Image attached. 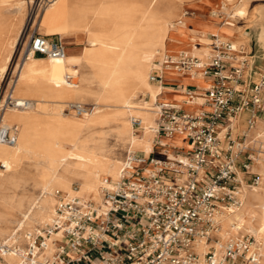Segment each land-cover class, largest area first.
<instances>
[{"label": "bare ground", "instance_id": "obj_1", "mask_svg": "<svg viewBox=\"0 0 264 264\" xmlns=\"http://www.w3.org/2000/svg\"><path fill=\"white\" fill-rule=\"evenodd\" d=\"M221 2L227 19L221 34L213 35L229 43L236 54L242 51L247 34L236 36L231 27L235 20L248 17V0ZM36 3L0 0V81L11 68L23 36L27 8ZM185 4V0H52L35 20L33 26L43 35H85L87 45L76 58L66 54L49 59L24 51L10 91L0 102L2 107L9 98L29 101L24 109H0V124L18 127L14 146L0 143V161L6 164V169H0V245L7 249L1 254L10 264L22 263L16 247L25 250L30 237L44 234L52 223L57 192L102 204L103 180L110 178L112 186L121 178L125 152L146 155L152 150L161 85L152 83L150 74L157 62L170 54L169 46H185L182 53L202 63L212 55V40L205 33L198 37L191 29L186 41L171 36L188 29ZM260 39L264 40V26ZM68 73L78 75L76 86L66 82ZM187 73L206 80L198 69ZM186 101L200 108L204 98ZM72 104L88 105L91 110L83 116L66 113ZM133 117L141 119L140 134L134 132ZM239 124L238 118L233 120L235 132ZM250 135L260 138L255 143L260 157L252 169L261 174V181L252 188L244 185L241 207L219 212L217 234L222 244L254 235L261 247L258 264H264V123L258 121ZM169 155L173 157L171 151ZM59 238L60 234L48 237L44 255L53 254V242ZM209 246L204 242L195 246L201 258Z\"/></svg>", "mask_w": 264, "mask_h": 264}, {"label": "built area", "instance_id": "obj_2", "mask_svg": "<svg viewBox=\"0 0 264 264\" xmlns=\"http://www.w3.org/2000/svg\"><path fill=\"white\" fill-rule=\"evenodd\" d=\"M52 0H43L42 6ZM39 7V5H37ZM39 9V8H38ZM37 10V8H36ZM212 55L202 63L198 57L181 53L177 59L166 55L150 74L152 83L162 84L164 73H186L198 69L209 79L204 90L183 89L188 100L204 98L200 110L192 112L177 103H157L155 147L150 156L129 150L123 163L122 176L112 186L105 178L102 204L57 192L55 216L43 233L31 236L21 253L20 264H258L261 247L252 234L242 239L220 243L219 212L235 211L242 205L244 185L255 187L261 175L252 166L260 153L255 148L259 137L250 135L258 121L264 123V80L253 83L249 92L241 87L244 61L236 63L229 43L211 35ZM67 45L59 36L31 34L29 53L49 59L66 56ZM66 82L78 84V75L68 73ZM29 101L9 98L7 106L24 109ZM67 109L83 116L88 105L72 104ZM249 117L244 122V115ZM238 118L239 132L233 120ZM135 134H140L141 119L132 118ZM241 132V133H240ZM184 136L183 146L162 145L161 137ZM18 127L0 124V143L14 146ZM187 150L183 152L184 147ZM261 149V148H260ZM173 153L170 157L169 152ZM0 169L6 164L0 161ZM77 188V186H76ZM54 240L51 256L43 252L48 237ZM210 244L201 258L195 246ZM7 248V247H5ZM4 249L0 245L1 254ZM3 264V263H2ZM18 264V263H16Z\"/></svg>", "mask_w": 264, "mask_h": 264}, {"label": "rangeland", "instance_id": "obj_3", "mask_svg": "<svg viewBox=\"0 0 264 264\" xmlns=\"http://www.w3.org/2000/svg\"><path fill=\"white\" fill-rule=\"evenodd\" d=\"M9 1L10 3H13V2L15 3V0H9ZM185 1H186V4L184 6V11L186 13L185 17L190 20L188 21V25L190 27H197V26L199 27L202 24L211 23V24H215L218 26L213 31L215 32L219 28V26H222L225 23L227 19V15L221 12V10H223V6L221 5L222 3L221 0H185ZM38 3H40V0H37L36 4H32V5L29 4L27 8L26 15H25V26H24L23 34H22L23 36L21 37V40L19 41L18 46L15 50L14 59L11 64V68L9 69L7 73L3 75L0 81V85H1L0 102L4 101V99L6 98V96L8 95L10 91L12 81L15 79L16 65L21 62V59L24 56L23 55L24 51L28 50V45L30 42L31 34L34 31H38L37 27H34L33 25H34L35 20L39 19L40 15H42L44 11V6L41 5L37 7ZM248 4H249L247 6L248 17L245 19L235 20L234 21L235 25L231 27L232 31L237 34L243 33V31L244 32L246 31L247 38L252 41V46H253L252 55L255 56L254 58L247 57V56H250L247 53H242V52H245V50L244 51L242 50L241 52L235 54L236 56H238L236 63L238 64V63H241V61H244V64H245V69H244L245 84L241 88L247 92H249V88L251 87L253 83H260L262 80H264V69H263L264 68V40L260 39V30H261V27L264 26V0H248ZM4 12L5 14L9 13L8 10ZM190 30L191 29H187L185 31L188 32ZM203 33L201 32L200 36L198 35L197 36L201 37ZM83 36L86 39V36L85 35ZM171 36L179 38L178 35H176L175 33H172ZM209 37L211 38V36ZM71 48H72L71 46H68V51L66 52V54L70 53L69 49ZM168 49H173V47L169 46ZM169 55L172 56L171 54ZM174 56L178 57L179 55H174ZM173 72H176V71H173ZM166 78L167 79L170 78V75L168 74ZM263 96H264V92H263ZM147 98L148 97H146V99ZM158 102H162V101H158ZM187 108H189V110H194L196 106L192 105V107H187ZM65 112L73 113L74 111L66 108ZM248 117H249L248 113L244 115V122ZM244 124L238 125L237 132L243 129ZM169 141L177 142V143H184L185 137L176 136L174 140H169ZM186 150H187V146L184 147L183 152H185ZM76 186L77 185H75V188ZM2 263L10 264L9 261H7L6 259H3Z\"/></svg>", "mask_w": 264, "mask_h": 264}, {"label": "crops", "instance_id": "obj_4", "mask_svg": "<svg viewBox=\"0 0 264 264\" xmlns=\"http://www.w3.org/2000/svg\"><path fill=\"white\" fill-rule=\"evenodd\" d=\"M187 23V28L188 29H193L197 32L196 35L200 36V33L204 32L208 38L210 40H212L209 36L213 35V34H221V26H219V28L213 32L218 26L215 24H202L201 26H197V27H190L188 25V21H190L188 18L185 17L184 19ZM182 30V29H181ZM173 33H175L176 35H178V39H181L182 41H186L189 37H190V33L185 31L184 33L181 31H174ZM55 35H60V34H50L48 36H55ZM72 35V36H71ZM235 35L237 36L238 34L235 33ZM61 36V35H60ZM65 36V37H64ZM70 36V37H69ZM63 38V40L65 41L66 45H67V49L66 52L68 51V46H71L72 48L69 49L70 53H67V57H71V58H76V57H80L85 46L87 45V41L85 39V37L83 35H77L75 33H65L63 36H61ZM176 38V37H175ZM173 47V49H169L171 50L170 54L173 55H180L181 52L183 50H187L185 48V46H180V47H176V46H171ZM243 51L245 50V52L242 53H247L250 56V58H254L255 56L252 55L253 52V46H252V41L249 40L247 38V41L245 43V45L243 46ZM250 50V51H249ZM38 57H42V56H38ZM170 75V78H166L167 75ZM161 85V91L158 95V98L156 101H162V102H167V103H177L181 106L184 107V109H186L187 111H192L195 112L197 110H200L199 107H196L194 110H189V108L187 107H192V105H188L187 101H186V97L185 95L182 93L183 89L185 88H191L192 90H203V89H207L208 85H210L209 79L206 78V80L201 81L199 79H197L195 77V75L191 74V73H179V72H173L172 70H166L164 73V81L162 84L160 83H156ZM149 96H145L144 98H146ZM166 141V144H171V141L169 140H174V138L169 139L166 137H161L160 141ZM178 145H181V143H177L174 142ZM183 145H185L183 143ZM161 148L159 146L155 147L154 144V140H153V145H152V150L146 154L145 156H150L152 154V151H160ZM127 152H125L124 157L126 158ZM124 158V160H125Z\"/></svg>", "mask_w": 264, "mask_h": 264}]
</instances>
